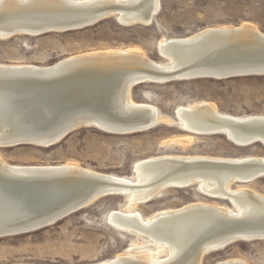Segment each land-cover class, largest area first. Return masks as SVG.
Returning a JSON list of instances; mask_svg holds the SVG:
<instances>
[{
  "label": "bare ground",
  "instance_id": "obj_1",
  "mask_svg": "<svg viewBox=\"0 0 264 264\" xmlns=\"http://www.w3.org/2000/svg\"><path fill=\"white\" fill-rule=\"evenodd\" d=\"M0 3H4L6 9L18 13H25L36 8L73 12L76 9H83L82 6L87 8L99 6L98 14L92 19L101 16L110 17L123 26L137 24L147 26L152 16L156 15L160 8V0H0ZM90 14L92 16L94 13ZM43 17L44 19L49 18L48 16ZM22 20L29 22H22ZM32 20V17H25L21 19L20 22L22 23L19 27L16 23L13 25L15 28L9 31L1 29L0 39L19 34L32 37L39 36L42 35L39 33L50 29V27H55L52 29H57L58 32H64L65 26H59L60 21L58 19H46L44 22L36 21L33 24H40V26L34 27L35 25H32L34 28L30 25ZM62 22L64 21L62 20ZM227 30H240L248 36L249 34L264 36V33L255 26L242 23L207 27L187 36L161 39L158 42L157 50L166 62L154 61L144 55L140 49L125 48L84 52L62 58L45 66L0 63V67L3 68L54 70L48 78H43L44 80L54 78L60 72L61 74L67 72L70 75L77 72L76 70H85L89 74V81L97 85L96 89L100 85L107 84V82L112 83L110 88H113V92L108 88V96L110 94L114 100L112 112L98 111L97 114L78 112L64 124L59 123L57 129H53V132L48 135L41 137L13 136L12 138L11 132L15 131L11 129L9 124L10 118L7 117L9 112H3L5 104L0 101V116L2 115L0 118V147L17 146L16 140H29L30 142H26L27 144L49 147L81 127H96L110 134H128L151 129L160 120L171 122L170 118L160 115L154 105L135 101L131 94L133 87L146 82L166 83L164 79L167 77H173L172 81L190 80L194 67L201 65L200 63L194 64V62L199 61L203 56L197 55L190 58L187 56V50L180 51L181 53L178 55L172 50V43L190 40L192 37L207 31ZM13 31H15L14 35H12ZM176 51L178 50L176 49ZM122 68H133V70H138V73L127 77H118L117 80H115L116 75H113L112 78V72ZM149 68L165 72L166 75L151 73ZM138 81L140 83H137ZM11 113L12 111H10ZM176 116L181 128L187 133L214 135L215 132H220L238 146H247L253 139H259L264 146V130L262 135H251L249 131H243L239 128L238 124L230 123L249 122V120L256 118L264 119V114L235 116L220 112L216 105L211 102L200 101L187 106H178ZM10 117L12 120L14 119L13 116ZM2 137H5V140ZM177 162H187V164L178 166ZM233 162L238 164L242 162L246 165H238V169L235 170L231 165L223 164H235ZM8 170H11L10 173L20 176L29 174L27 170H45L50 174L45 177L47 180L45 182L61 181L63 193L61 197L59 196L58 202H88L85 206L87 207L98 198L105 196L103 194L109 191H112L110 195H127L124 207L111 210L108 213L107 221L120 230L137 235L149 248L141 253H135L134 250L142 247L143 243L132 244L127 250L116 254L113 258L89 264H202L201 260L204 254L227 247V245H222L224 239L213 240L217 237L214 235L217 232L216 229L220 225H225V223L222 224L223 222L246 226L247 224H255L259 228L257 232L234 233L227 237L228 239L264 240V194L248 186L232 187L233 184H248L257 178L264 177V156L230 158L208 155L160 154L136 161L133 165L135 177L102 173L79 166L74 162L36 165L10 164L0 156V172L5 174ZM183 170H189L186 177H180L176 174ZM255 175H260V177L255 178ZM246 180L250 181L243 183ZM191 185H198V188L211 198L229 199L232 206L226 207L198 201L185 204L179 208L158 210L146 217L135 209L137 205L150 201L164 189L183 188ZM198 230L200 231L198 232ZM254 238L256 240H253ZM213 264L248 263L236 257L223 259Z\"/></svg>",
  "mask_w": 264,
  "mask_h": 264
},
{
  "label": "rangeland",
  "instance_id": "obj_2",
  "mask_svg": "<svg viewBox=\"0 0 264 264\" xmlns=\"http://www.w3.org/2000/svg\"><path fill=\"white\" fill-rule=\"evenodd\" d=\"M242 23L264 33V0H160L153 23L147 26H123L108 17L79 30L0 39V63L45 66L84 52L125 48L140 49L150 59L166 62L157 50L161 39L187 36L207 27ZM131 94L135 101L157 107L159 114L171 122L160 120L151 129L128 134L81 127L49 147L32 144L0 147V156L10 164L20 165L74 162L94 171L126 177H135L136 161L160 154L264 156L261 143L238 146L223 135L187 133L176 116L178 106L200 101L211 102L220 112L235 116L264 114V76L146 82L134 86ZM239 185L264 194V177L232 187ZM126 196H103L50 226L0 238V263L89 264L113 258L136 243L143 246L134 250L135 253L147 250L149 247L137 235L107 221L111 210L124 207ZM198 201L232 206L229 199L211 198L198 185H191L164 189L135 209L146 217L158 210ZM236 257L248 264H264V240L237 241L204 254L201 263L213 264Z\"/></svg>",
  "mask_w": 264,
  "mask_h": 264
},
{
  "label": "water",
  "instance_id": "obj_3",
  "mask_svg": "<svg viewBox=\"0 0 264 264\" xmlns=\"http://www.w3.org/2000/svg\"><path fill=\"white\" fill-rule=\"evenodd\" d=\"M82 8L73 12L36 8L25 13H18L6 9L5 4L0 3V30L9 31L15 28L13 25L16 23L19 27L22 22H29L23 20L20 22L21 19L32 17V24L30 25H35L34 27L40 26V24H33L36 21L44 22L46 19H58L60 21L58 25H64V32H66L87 28L105 17L92 19L98 14L99 6L90 8L82 6ZM90 13L94 14L91 16ZM43 16L49 18L44 19ZM154 16L147 25L153 23ZM52 28L55 27H50V29L39 34L59 31ZM14 32L12 35L15 34ZM172 46V50L178 55L183 50H187V56L190 58L197 55L203 56L202 59L194 62V64L200 63L201 65L194 67L190 80L198 78L223 80L245 76H264V36L259 34H249L248 36L240 30L207 31L192 37L190 40L173 42ZM159 55L161 56L160 53ZM149 70L151 73L166 75L165 72L155 71L152 68ZM53 71L0 67V101L5 104L3 112H9V116H7L10 118L9 124L11 129L15 131L11 132V138L13 136L41 137L48 135L53 132V129H57L59 123L64 124L78 112H89V114H97L98 111L112 112L114 100L110 94L108 96V88L111 89L112 83L107 82V84L100 85L96 89L97 85L89 81V74L85 70H76L77 72L70 75L67 72H62V74L60 72L61 75L57 74L58 76H54V78L43 79L48 78ZM137 73L138 70H133V68H122L114 70L112 78L113 75H116L115 80H117L118 77H127ZM3 77L4 79H2ZM164 80L169 82L173 80V77H167ZM10 111H12L11 114ZM10 116H13L14 119L12 120ZM230 123L238 124L239 128L243 131H249L251 135L263 134L264 119L256 118L249 120V122ZM215 133L228 138L223 133ZM2 138L5 140V137ZM26 142L30 141H15L17 145L27 144ZM256 143H261V141L253 139L247 145ZM227 163L223 164L231 165L235 170L238 169V165H246L242 162H239L240 164L236 162H233L235 164ZM177 164L182 166L186 165L187 162H177ZM27 171L29 174L26 176L12 174L10 173L11 170L5 174L0 172V238L29 233L47 227L83 209L88 204V202H58L63 193L61 181L45 182L47 181L45 177L50 175L45 170ZM187 171L189 170H183L176 174L180 177H186ZM184 174L185 176H183ZM254 177H260V175ZM249 181L246 180L243 183ZM110 182L112 183V181ZM112 184L116 185V183ZM110 194L112 191L103 195L108 196ZM224 223L225 225H220L216 229L217 232L214 235L217 237L213 238V240L224 239L222 244L224 246H229L233 241H242L227 238L234 233L257 232L259 229L257 228L258 225L255 224H247L246 226L227 222L222 224Z\"/></svg>",
  "mask_w": 264,
  "mask_h": 264
}]
</instances>
